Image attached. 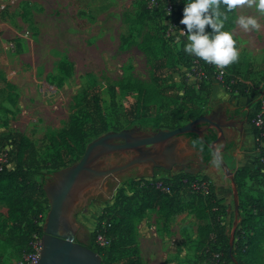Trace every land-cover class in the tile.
<instances>
[{"label": "rangeland", "instance_id": "1", "mask_svg": "<svg viewBox=\"0 0 264 264\" xmlns=\"http://www.w3.org/2000/svg\"><path fill=\"white\" fill-rule=\"evenodd\" d=\"M144 1L0 0V5H4L0 12V126L3 127L0 133H21L36 146L40 159L49 162L57 151L50 140L57 138L67 127L74 99L84 90L92 88L101 105V114L108 124L105 132L84 141L78 159L66 168L44 170L36 178L46 198L40 214L32 206L25 216L17 214L14 219H8V208L0 192V264H25L27 258L31 259L41 251L50 207L46 192L57 185L61 173L80 160L89 143L112 132L127 131L133 138H143L165 130L152 121L147 122L150 120L148 117L160 119L163 114L161 111L152 116L143 114L140 120L125 124L119 131L115 129L118 128L117 116L139 97L138 89L133 86L138 83L147 88L151 86L153 62L167 58V55L173 59L180 49V43H183V37L178 41L177 36L185 26L170 25L161 5L150 10L146 8L148 12H145ZM175 2L184 8V0ZM240 15L255 17L259 28H250L248 31L242 29L236 23ZM224 30L232 33L239 55L236 61L224 67L217 66L219 73L226 75V80L240 78L241 91L255 105L264 84V13L254 7L249 8L247 4H238L233 13L227 14ZM206 31L211 30L206 26ZM177 61L178 58H174L171 66L161 72L163 83H172L176 90L182 88V81L192 84L185 70L193 65L185 69L182 65H187L189 61L186 59L182 65H178ZM61 62L68 65V75L58 70ZM174 67L180 69V72L172 73L169 79L168 75ZM215 81L218 82V79ZM223 91L226 89L223 88ZM204 99L207 103L201 107V114L197 118L205 117L215 123L210 117L212 109L207 106L208 96L201 93L197 103L202 104ZM222 99V96L219 97L218 102ZM189 122H180V126ZM203 129L206 132L202 136ZM216 129L213 124L200 122L194 126L193 132L159 144L117 152L97 150L89 164L95 171L121 167L133 160L140 162L109 175L93 176L84 173L78 178L63 208L70 205L71 227L68 232L74 236L75 242L91 249L90 234L95 228L97 217L105 207L111 206L116 192L124 189L126 194L129 193L127 185L132 180L151 177L156 169H159V179L168 177V172L179 173L178 167L170 161L169 144L184 137L190 139L191 144L202 152V170L211 165V168H215V174L210 177L202 175L196 163L185 164L192 168L193 175L201 184L195 183L192 191L181 196L185 206L182 213L164 217L150 210L137 221L139 263L212 264L206 260L207 251L210 250L217 259L219 255L215 252L220 250L210 245L198 247V233L202 225L198 220L200 201L191 196H196L194 192L203 190L204 185L209 184L216 195L225 200L223 224L229 236V245H233L236 229L244 233V227L249 224L246 218L249 214L247 197H254V191L259 186L262 189L260 178L253 182L245 173L239 174V167L254 160L256 153L243 154L244 158L238 159L235 156L233 162L226 164L230 172L227 176L220 165L214 162L212 149L215 138L212 133ZM196 132L203 138L194 134ZM113 143L119 144L121 141ZM164 145L169 146L163 148ZM60 148L64 149L62 146ZM228 154L223 155L228 158L231 156ZM166 156L168 160H165ZM0 161L4 163L8 158L2 154ZM8 168H13L10 159ZM203 177L208 178L207 184L202 182ZM229 178L242 187L243 197L239 198L237 193L236 203ZM32 200L33 197L27 196L24 202L27 205ZM35 227H41L42 230L37 233ZM259 249L264 263V237Z\"/></svg>", "mask_w": 264, "mask_h": 264}, {"label": "trees", "instance_id": "2", "mask_svg": "<svg viewBox=\"0 0 264 264\" xmlns=\"http://www.w3.org/2000/svg\"><path fill=\"white\" fill-rule=\"evenodd\" d=\"M151 1H144L145 12H148L146 8L150 10L161 5L169 24L174 27L180 24L183 8L178 6L175 0H153V4L150 5ZM167 5L172 7L170 17L166 15ZM226 7L221 5V10L225 11ZM233 12L234 8L227 10L226 14ZM175 56L174 58H178V65L185 64L186 59L189 61L187 65H182L185 69L190 68L196 61L204 70L206 79L199 82L197 88L193 84L182 81V88L176 90L172 83H163L164 79L161 75V72L171 66L174 58H169L167 55V58L156 59L151 66V86L147 88L139 83L133 86L138 89L139 97L129 108L124 109L121 115L117 116L118 128H115L116 131L121 130L125 124L140 120V116L143 114L152 116L154 113L163 112L160 119L148 117L150 120L147 122L152 121L154 125L165 130L175 129L180 126V122H191L200 116L201 107L207 102L204 99L199 105L197 103L199 95L204 93L209 98L211 83L221 75L219 67L206 63L198 57L187 55L183 50V43H180V49L175 53ZM68 69V65L64 62L58 65V70L63 75H68ZM174 72L179 74L180 69L174 67L171 74L168 75L169 79ZM239 79L229 80L228 78L226 80V75H221L218 83L226 89L231 97L235 98L239 108H248L245 115L246 123L249 126L247 130L254 137L256 155L252 163L239 169V174L245 173L248 175V179L253 182L260 178L262 189L259 186L254 191V197H247L249 214L246 218L249 224L244 227V233L236 229L233 245H229V236L223 224L226 212L224 200L219 198L215 190L207 184L208 178H202V182H206L207 185H204L203 190L199 189L194 192L196 196L191 197H196L200 201L198 220L202 225L198 233L200 237L198 247L210 245L213 248L217 246L220 250L215 252L216 255H219L217 259L214 258L210 250L207 251L206 260L212 264L215 263L214 261H216L215 264H264L259 249V244L264 237V126L259 129L254 124L258 115L261 114L264 117V111L262 112L264 84L258 93L260 97L251 108L253 102L251 103V98L249 100L244 91H241L242 83L239 82ZM93 90L94 88L86 89L74 99L67 127L61 131L57 138L50 140L52 147L57 148V151L51 156L49 162L40 159L36 146L21 133H0V156L4 154L8 158V161L4 163L0 161V192L2 200L8 208V219H14L19 214L25 216L32 206L36 208V213L40 214L43 205L46 204V198L45 191L37 183L36 178L44 170L56 171L66 168L71 162L78 159L87 138L107 130L108 124L101 114V105ZM246 100L249 101L246 102ZM60 146L64 149L61 150ZM9 159L13 163L11 169L8 168ZM158 175L159 169H156L151 177L132 180L127 185L129 193L126 194L124 189H120L115 193L111 206L105 207L97 217L95 228L90 234V241L91 250L100 257L102 264H140L137 221L150 210H154L164 217L182 213L185 206L181 196L192 191L195 183L201 184L197 177L191 173L171 174L168 172V177L161 179L158 178ZM234 182L238 197H243L242 187L236 181ZM27 196L33 197V200L26 205L24 199ZM41 230V227H35L37 233ZM99 237L103 238L107 244L100 245Z\"/></svg>", "mask_w": 264, "mask_h": 264}, {"label": "water", "instance_id": "3", "mask_svg": "<svg viewBox=\"0 0 264 264\" xmlns=\"http://www.w3.org/2000/svg\"><path fill=\"white\" fill-rule=\"evenodd\" d=\"M200 122L214 124L205 117H199L186 125L172 130H162L148 137L133 138L127 131H119L107 133L89 143L80 160L61 173L57 185L46 192L50 200V207L43 230L42 248L36 264H102L100 257L93 250L76 243L74 236L68 230L63 229L60 232L64 203L82 174L90 173L93 176H105L121 171L140 161L133 160L121 167L95 171L89 167V164L97 150L117 152L159 144L178 135L193 132L194 126ZM114 141H121V143L115 144ZM236 201L237 191L234 189V202L236 203Z\"/></svg>", "mask_w": 264, "mask_h": 264}, {"label": "crops", "instance_id": "4", "mask_svg": "<svg viewBox=\"0 0 264 264\" xmlns=\"http://www.w3.org/2000/svg\"><path fill=\"white\" fill-rule=\"evenodd\" d=\"M222 96V101H219V97ZM229 99V100H228ZM233 97H231L226 91H223L221 85L213 81L210 85V95L208 98L207 106L212 109L210 117L214 119L215 126L217 129L212 133L215 138L213 145V153L215 158V163L219 164L223 173L227 176L230 172L227 171L226 164H230L236 158H244L243 154H255L254 152V137L248 132V124L246 123V112L247 107L239 108L237 106L236 100L233 103ZM249 100H246V102ZM210 102V103H209ZM252 103V102H251ZM251 108L254 107V103L251 104ZM0 126V132H1ZM3 128V127H2ZM206 132V129H203L201 135L203 136ZM200 138L198 132L194 133ZM201 140V139H200ZM202 141V140H201ZM171 146V160L174 165H176L177 172H186L194 174L192 168L186 167V163H196L199 165V170L202 171V175L209 176L215 174V168H211V165L203 167V154L201 151H198L190 142V139L187 138H177L174 141H171L169 144ZM169 145H164L163 148L168 147ZM186 149V150H185ZM220 151H217V150ZM231 154L228 158H225L223 154ZM223 158V159H222ZM169 157L166 156L165 160H168ZM232 160V161H231ZM251 160L248 164L252 163ZM211 163V162H210ZM247 164V163H246ZM245 165V164H244ZM243 165V166H244ZM243 166L239 167L241 169ZM238 170V169H237ZM232 184L233 191L236 189L235 182L232 178H229ZM223 199V198H221ZM224 200V199H223ZM225 203V200H224Z\"/></svg>", "mask_w": 264, "mask_h": 264}, {"label": "clouds", "instance_id": "5", "mask_svg": "<svg viewBox=\"0 0 264 264\" xmlns=\"http://www.w3.org/2000/svg\"><path fill=\"white\" fill-rule=\"evenodd\" d=\"M238 4L264 13V0H184L180 24L185 27L177 36L178 41L183 37L184 52L219 67L236 61L239 55L236 41L230 31L224 30V22L226 11ZM221 5L227 6L225 11ZM236 23L245 31L259 28L253 16L240 15ZM206 26L211 31H206Z\"/></svg>", "mask_w": 264, "mask_h": 264}, {"label": "built area", "instance_id": "6", "mask_svg": "<svg viewBox=\"0 0 264 264\" xmlns=\"http://www.w3.org/2000/svg\"><path fill=\"white\" fill-rule=\"evenodd\" d=\"M153 4V0L151 1L150 5ZM4 9V5H0V12L1 10ZM171 12H172V7L170 5H167L166 7V15L168 17L171 16ZM185 75L186 77L191 81V83L194 85V87L197 88V85L199 82H201L202 80L206 79V74L204 72V70L200 67V65L194 61L193 65L191 66L190 69L185 70ZM220 78H218L219 80ZM262 112L264 111V100H262ZM261 112V113H262ZM264 117L260 115L257 116V118L254 120V124L257 128H262L264 126V121H263ZM98 241L100 243V245L104 246L107 244V242L99 237ZM39 253H37L36 255L32 256L31 259H26V263L25 264H36L38 259H39Z\"/></svg>", "mask_w": 264, "mask_h": 264}, {"label": "bare ground", "instance_id": "7", "mask_svg": "<svg viewBox=\"0 0 264 264\" xmlns=\"http://www.w3.org/2000/svg\"><path fill=\"white\" fill-rule=\"evenodd\" d=\"M70 205H66L63 214H62V219H61V228H60V232H62V230H68L71 227V222H70Z\"/></svg>", "mask_w": 264, "mask_h": 264}]
</instances>
